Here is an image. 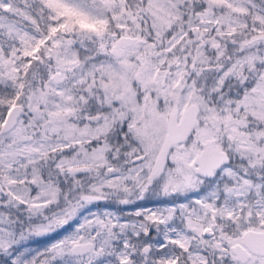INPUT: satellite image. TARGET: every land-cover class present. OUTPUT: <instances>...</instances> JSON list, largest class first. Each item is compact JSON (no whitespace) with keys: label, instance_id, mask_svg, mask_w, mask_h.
Segmentation results:
<instances>
[{"label":"snow or ice","instance_id":"6c2138e0","mask_svg":"<svg viewBox=\"0 0 264 264\" xmlns=\"http://www.w3.org/2000/svg\"><path fill=\"white\" fill-rule=\"evenodd\" d=\"M0 264H264V0H0Z\"/></svg>","mask_w":264,"mask_h":264}]
</instances>
